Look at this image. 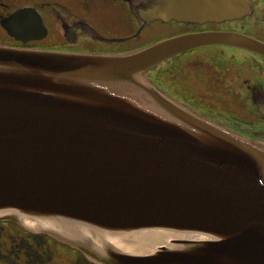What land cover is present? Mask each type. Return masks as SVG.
Instances as JSON below:
<instances>
[{"label":"water","instance_id":"obj_1","mask_svg":"<svg viewBox=\"0 0 264 264\" xmlns=\"http://www.w3.org/2000/svg\"><path fill=\"white\" fill-rule=\"evenodd\" d=\"M129 2L135 34L157 19L221 22L252 10L251 0H178L164 17L161 0ZM35 12L20 8L2 23L27 33ZM206 43L264 56V41L233 30L122 52L0 43V220L94 264H264V140L201 114L146 73Z\"/></svg>","mask_w":264,"mask_h":264},{"label":"flooded vegetation","instance_id":"obj_2","mask_svg":"<svg viewBox=\"0 0 264 264\" xmlns=\"http://www.w3.org/2000/svg\"><path fill=\"white\" fill-rule=\"evenodd\" d=\"M75 1L72 6L65 0H0V43L76 52H122L167 36L210 30L239 31L264 41V0H251L252 10L240 18L221 22L154 20L137 34L139 22L129 0ZM26 7L36 11L35 29L10 33L2 22H8L14 12ZM161 8L167 17L179 8L178 0H161ZM110 13L127 21L122 32L98 24ZM26 22L22 19L18 26H12L21 30L19 25ZM188 52L192 54L186 66L176 68L177 58ZM161 67V79L156 70L149 76L163 90L246 137L264 140L263 56L231 45L201 44L166 60ZM0 264L92 263L79 251L46 234L0 221Z\"/></svg>","mask_w":264,"mask_h":264},{"label":"rangeland","instance_id":"obj_3","mask_svg":"<svg viewBox=\"0 0 264 264\" xmlns=\"http://www.w3.org/2000/svg\"><path fill=\"white\" fill-rule=\"evenodd\" d=\"M65 2L72 6L77 3L75 0H65ZM81 12L83 13V11ZM98 24L105 29H111L117 32H122L128 25L127 21L120 15H117V13L114 15L110 13V15H107L105 18L98 20ZM191 54L192 52H188L180 55L175 62L176 68L185 67L187 60L191 58Z\"/></svg>","mask_w":264,"mask_h":264},{"label":"trees","instance_id":"obj_4","mask_svg":"<svg viewBox=\"0 0 264 264\" xmlns=\"http://www.w3.org/2000/svg\"><path fill=\"white\" fill-rule=\"evenodd\" d=\"M162 67H161V65L160 66H158V67H155V69L153 68V71L154 70H156L159 74H160V72H161V69Z\"/></svg>","mask_w":264,"mask_h":264}]
</instances>
